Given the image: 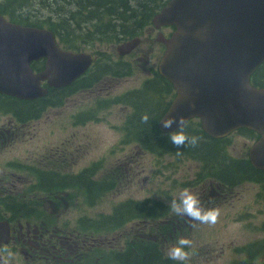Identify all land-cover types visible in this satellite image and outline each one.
Masks as SVG:
<instances>
[{"label": "rangeland", "instance_id": "1", "mask_svg": "<svg viewBox=\"0 0 264 264\" xmlns=\"http://www.w3.org/2000/svg\"><path fill=\"white\" fill-rule=\"evenodd\" d=\"M53 1L23 0L18 3L20 6L16 7L14 11L16 14L22 15L23 19L35 21H41L43 16L58 18L62 9L69 12L78 11V8L75 7L76 0H58L62 8L54 6ZM6 3V0H0V4L5 5ZM122 3L123 6L120 11L125 3L128 4L130 12L132 11V5H136L137 1L128 0V3H126V0H123ZM36 4H46V8L50 13H41L37 8H33L32 6ZM69 16L71 17L70 13ZM70 28L76 37L86 41L105 38V36L98 34L86 38L81 32L72 27ZM160 32L164 35L167 34L165 30L153 31L151 27L145 30L140 36L142 43L127 56L126 61H128V64H113L119 57L117 46L128 40H122L106 47L102 53L105 65H102L101 70L106 71L108 74L104 75L103 80L97 83L90 81L89 85L94 88L78 94L83 97L73 98L63 110L48 111L46 118L40 123L36 136L24 137L11 149L0 153V169L8 165L13 167L14 164L20 162L26 166L43 168V165L41 166L39 162L45 157L47 150L62 144L70 137V126L77 119L73 118L72 115L95 108L97 99L105 100V91L99 90L106 83L107 77L113 76L115 72L122 69L127 71L129 75L124 77L114 92L122 99L123 108H115L110 115H107L104 110H100L101 118L105 122L96 124L87 121L85 126H80L78 129L80 137L77 134L72 142L84 148L89 147L88 152H81L85 155L79 159V170L90 167L87 171L88 179L92 182L95 190L100 193H102L103 188H106V192L102 193L104 197L100 195L99 200H87L86 202V199H84L85 193L82 192L80 199L77 201L72 200L73 209L58 215V219L62 217L63 220L72 222V227L74 225L80 227L81 236L87 235L88 238L106 240L105 248L107 251H125L128 244L138 238L142 240L141 243L143 244L152 245L154 243L162 256L168 257V250L176 246L181 238H186L192 242L191 246L185 249L189 252L188 264H264L263 249L257 250L253 257L248 255L245 249V246L249 243L264 240V227H258L264 225V213H259L258 205H253L249 210L250 213L255 215L244 219V212L231 211L236 209L238 205H229L236 203L237 200L230 197V192L225 190V194L229 196L219 209L220 215L214 225L200 223L199 221H194L192 225L189 222L185 224L184 218L187 216H178L169 208L171 200L178 197L179 193L185 188L196 196L199 191L196 188L203 187L208 193L212 191L209 178L214 176H209L206 173L205 164L208 167L221 170V174L228 180H236L238 177L246 176L245 174L235 173L229 167L219 146L203 140L199 135L190 134L185 135L198 137V144L195 147L188 145L179 151L172 144L164 145L160 150H153L150 146H143L139 142L142 138L149 144L151 143V140L147 137L148 131L147 134L140 131V128H143L141 118L145 115L144 113L150 118L152 114L158 113L160 118L158 111L164 109L168 105L167 101L171 99V97L164 95L161 98V106L160 103L158 106H153L147 102L146 98L148 93H152L155 89L154 79H158L154 78L153 74L148 71L155 66L163 53V46L156 43ZM75 44L78 46V41H75ZM95 45L100 46L98 42H95ZM62 47L68 49L64 44ZM152 49H155L153 55L150 53ZM145 50H149L148 64L138 59ZM80 51L89 52L87 49H81ZM106 58H109L108 61ZM146 86H150L151 89L149 88L143 92ZM93 89L98 91L93 93ZM144 101L145 104H143ZM0 104L7 105L0 107L1 125L4 122L7 123L6 121L12 117L11 114L16 111L14 107L17 105L12 100H3ZM135 107L138 116L129 123L130 118L134 116ZM21 110L25 111L23 107ZM80 119L84 120L82 116ZM150 125L151 128L155 127L154 118L153 123H150ZM130 127L133 133L130 132ZM253 139V135L245 132L238 133L229 139L228 154L226 153L228 158L233 160L244 159ZM221 147L223 148L222 145ZM33 154L37 158L30 161L28 158ZM97 165L100 168L94 171L92 167H97ZM224 167H228V171ZM239 185L241 188L237 191H244V198L251 196L252 190L257 191V187L253 184L239 183ZM75 189V186H70L64 191H74ZM119 208H123L120 220L128 218L126 224L111 227H91L89 230L82 228L86 227L83 221L87 217L91 216L101 221L105 217H113L115 213L119 212ZM154 208H156L155 212ZM227 210L229 211L228 216H226ZM98 214L106 216L101 217ZM55 215L53 214V216ZM175 219H178L179 222H176ZM249 223L254 224L256 227H247ZM157 227H159L157 239L155 237L148 238L150 235L157 233ZM26 229V227H23L24 234H26ZM124 230H127L128 233L125 237L120 238L119 234ZM143 249H146V245H143ZM83 251L87 252L86 247ZM41 252H43L42 246L36 250L35 255L37 257L35 259H38ZM94 253L97 255L96 250ZM153 256L140 260L134 259V263L160 264ZM156 256L158 255L156 254ZM118 259L119 256L114 254L112 261Z\"/></svg>", "mask_w": 264, "mask_h": 264}, {"label": "water", "instance_id": "2", "mask_svg": "<svg viewBox=\"0 0 264 264\" xmlns=\"http://www.w3.org/2000/svg\"><path fill=\"white\" fill-rule=\"evenodd\" d=\"M160 30L172 27L159 73L176 91L159 121L184 117L185 126L200 120L211 138L223 139L247 129L260 136L250 150L254 167L264 170V88L252 77L264 65V0H170L153 19ZM140 38L117 47L120 55L134 50ZM46 59L35 73L34 61ZM95 56L58 46L54 32L8 21L0 14V94L22 100L47 96L42 86L61 88L75 82L92 66ZM184 126V127H185ZM7 221H0V248L11 241Z\"/></svg>", "mask_w": 264, "mask_h": 264}, {"label": "flooded vegetation", "instance_id": "3", "mask_svg": "<svg viewBox=\"0 0 264 264\" xmlns=\"http://www.w3.org/2000/svg\"><path fill=\"white\" fill-rule=\"evenodd\" d=\"M152 30L157 31L153 27ZM161 30L167 32L165 37L168 38L173 28H163ZM156 43L163 46V55L166 50L165 45L161 40L157 39ZM150 53L151 55L155 54V49H152ZM129 54L131 53H127L124 56L118 54L119 57L113 64H128L126 58ZM148 54L149 50H145L138 59L148 64ZM161 57L155 66L148 71L153 74L154 78L158 79H154L153 81L156 83L153 92L148 93L146 96L147 102L153 106H158L159 103L161 106V98L164 95L171 97V99L167 101L168 105L164 107V109L158 111L160 113V119L167 112L175 97V90L172 85L161 77L159 73V62ZM108 59L109 58H106L107 61ZM43 63L44 61H41L36 64L42 65ZM107 74L108 73L104 71V75ZM89 75L90 74H85L81 78L87 81L80 87L75 88V82L61 88L51 87L49 88V94L47 96L35 101L23 102L17 98L5 96L9 100H19L26 110L22 111L20 106H17L18 109L11 114L12 117L6 121L7 123L4 122L0 125V153L11 149L24 137L36 136L40 123L46 118L48 111L63 110L73 98L83 97L78 94L94 88L89 85L92 79L96 82L101 79L103 80L104 77V75H96L91 78ZM128 75L129 73L127 71L120 69L115 72L113 76L107 77L106 83L102 86V89L99 90L105 91V100L97 99L95 108L72 115L73 118L77 119L76 122L70 126V137L62 142V144L47 150L45 157L39 162L41 166L43 165V168L26 166L20 162L14 164L13 167L8 165L0 169V221H7L12 230V245L1 250L0 256H7L9 251L13 252L15 255L12 264H135L134 259H144L146 258L144 256L147 254H153V257L160 264H169L173 262L169 257L160 256L158 251H156L155 245L143 249L141 248L140 242H133L130 250L118 252L107 251L105 248L107 243L106 240L95 239L93 237L88 238L87 235L81 236L80 227L77 225L72 227L71 222L69 220H63L62 217L58 219V215L73 209L71 205L72 202H70L71 199L78 200L82 192H84L85 196L91 201L99 200L100 195L104 197L102 193L106 191V188H103L102 193H100L95 190L92 182L88 179L87 171L90 167L79 170V159L81 156L85 155L81 154V152H88L89 147L84 148L72 142L77 134L80 137L78 129L80 126H85L87 121L96 124L105 122V120L101 118L100 110H104L107 115H110L115 108H123L122 99L116 95L114 90L122 82L124 77ZM45 87L47 86L45 85ZM149 88L151 89L150 86H146L143 92ZM96 91L98 90H92L93 93ZM42 102H44V104H42ZM136 115L138 116V111ZM81 116L84 120L80 119ZM135 118L136 117H134V119ZM151 118L159 119L158 113L155 115L152 114ZM0 120H2L1 117ZM157 132L161 135L168 136V133L159 129V124ZM66 136L68 137V134ZM256 140L257 138L250 144L247 153L248 157L246 156L242 160L229 159L224 150L220 148L223 152V158L225 157L229 167L235 173L246 175L238 177L236 180H228L221 174V170L208 167L200 157L205 164L204 168L206 173L210 176H214L209 178L212 188L211 192L208 193L203 187L196 188L199 190L197 197L200 200L202 209L205 211L220 209L229 196L225 194V190H228L230 192V197H234L237 200L236 203L230 204L229 206L238 205L236 209H232L231 211L244 212L243 218L248 219L255 215L250 213L249 210L253 205H258V209L260 210L259 213H264V170L255 168L249 158V150ZM151 146L153 150L159 149L160 147V145L157 144H151ZM36 158L37 156L33 154L28 159L31 161L36 160ZM92 168L95 171L100 167L97 165V167L93 166ZM224 168H227L226 171H228V167ZM125 171L127 172L126 168ZM239 183L253 184L257 187V191L255 192L252 190L251 196H246L244 198L245 192L237 191V189L241 188ZM69 186H75L76 189L71 192L64 191V188L67 189ZM156 208L153 209L154 212ZM121 211L122 209H119V212L115 213L113 217H105L101 219V221L89 216L83 221L84 226H86L84 228L89 230L91 227L121 226L126 220H120ZM53 214L56 215L53 216ZM98 215L101 217L106 216L104 214ZM228 215L229 211L227 210L226 216ZM184 219L185 224H187L186 220H188L191 225L194 222V220L188 217ZM175 221L179 222L178 219H175ZM23 227L27 228L26 234L23 232ZM247 227L256 226L249 223ZM258 227H264V225ZM158 231L159 227H157V233L150 235L148 238L155 237L157 239ZM127 233V230H124L119 234V237H125ZM92 234L95 235L94 233ZM136 240H138V238L133 241ZM40 246L43 247V252H41L38 259H35L37 257L35 255L36 250ZM84 247H86L87 252L83 251ZM259 248H263L264 250V240L255 241L245 246L248 255L251 257L256 254ZM95 250L97 251V255L94 253ZM114 254L118 255L119 259L113 262L112 257ZM156 254L158 256H156ZM182 263L185 264L187 261Z\"/></svg>", "mask_w": 264, "mask_h": 264}, {"label": "trees", "instance_id": "4", "mask_svg": "<svg viewBox=\"0 0 264 264\" xmlns=\"http://www.w3.org/2000/svg\"><path fill=\"white\" fill-rule=\"evenodd\" d=\"M22 1L23 0H6L7 3L5 5L0 4V14L4 15L14 23L51 29L59 38L60 43L62 45L64 44L68 49H73L75 51L87 49L89 52L98 55V59L95 61V64L90 71L91 78L96 75H104V71L101 70L103 68L102 65H105L102 53L106 47L112 46L122 40L140 37L145 30L151 27L154 16L169 2V0H136L137 4L132 5V11L129 12L130 8L128 7V4L125 3L123 9L120 11L123 6V0H76L75 7L78 8L77 12H69L62 9V12H59L60 14L58 18H48L43 16L41 21H35L23 19L22 15L15 13L14 9L20 6L18 3ZM126 3H128V0H126ZM53 4L56 7L58 6V8H62L59 5L58 0H54ZM32 7L37 8L41 13H50L46 8V4H36ZM69 13L71 17L69 16ZM70 27L81 32L86 38H89L94 34L105 36V38L86 41L80 37H76ZM75 41H78V46L75 44ZM95 42H98L100 46H96ZM86 81L87 80L85 79H80L74 84V87H80L86 83ZM92 81L94 82L93 79ZM252 83L256 87L264 88V65H262L253 75ZM42 104H44V102H42ZM143 104H145V101ZM134 117H137V115L130 118L129 123L133 121ZM158 120L159 119H155L154 128H151L152 126L150 125V123H153V118H149L148 123L142 122L141 124L143 128H140V131L145 134H147L148 131L147 137L151 140V143L149 144L142 138L139 140L143 146L148 145L151 149V144L160 145L159 149L156 150H160L164 145L171 144L168 136L156 132L155 129L158 127ZM130 130L133 133L131 127ZM152 130L154 131L150 132ZM183 132L184 134L199 135L203 140L219 146V148L227 153L228 140L213 139L207 136L197 121L189 122L183 129ZM152 256L153 254H147L145 257L150 258Z\"/></svg>", "mask_w": 264, "mask_h": 264}, {"label": "clouds", "instance_id": "5", "mask_svg": "<svg viewBox=\"0 0 264 264\" xmlns=\"http://www.w3.org/2000/svg\"><path fill=\"white\" fill-rule=\"evenodd\" d=\"M142 122L148 123L149 117L147 114L142 116ZM173 125H177V130L168 132L169 142L179 151L188 145L195 147L198 142V137H189L184 134L183 128L185 126L184 117L172 116L162 122V127L164 129H171ZM170 210L178 216H187L191 220L199 221L204 224L214 225L217 223L220 211L219 209H210L205 211L200 206L199 198L193 194L189 189H183L178 197H174L170 204ZM192 242L189 239L181 238L177 245L168 250V257L174 261L184 262L189 259V252L185 249L190 247ZM14 253L9 251L7 256H0V264H12L14 259Z\"/></svg>", "mask_w": 264, "mask_h": 264}]
</instances>
